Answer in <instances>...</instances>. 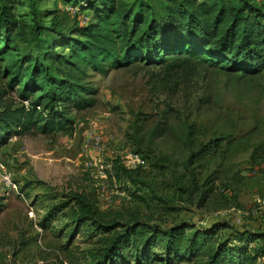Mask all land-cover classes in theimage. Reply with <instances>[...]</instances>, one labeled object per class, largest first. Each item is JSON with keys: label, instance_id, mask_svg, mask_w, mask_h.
Listing matches in <instances>:
<instances>
[{"label": "rangeland", "instance_id": "rangeland-1", "mask_svg": "<svg viewBox=\"0 0 264 264\" xmlns=\"http://www.w3.org/2000/svg\"><path fill=\"white\" fill-rule=\"evenodd\" d=\"M35 8L39 25L52 24L66 34L82 14L59 0H37ZM15 14L32 24L26 0ZM178 60L137 61L103 73L84 67L74 78L95 90L91 107L66 108L64 130L15 135L0 147V164L14 185L7 187L0 178L1 264L67 263L62 246L69 219L53 220L45 228L38 223L69 189L94 198L103 211L135 208L161 228L223 220L231 229H224L222 237L242 227L264 229V164L248 160L251 148L264 141V68L242 74L194 59L177 65ZM3 64L0 59V86ZM15 91L7 90L13 98ZM213 138L220 140L225 159L212 161L196 177L201 182L217 171L215 195L228 205L222 209L211 200L198 205L196 195L178 196L185 185L182 175L190 177L183 168L187 154ZM159 156L168 159L163 169L153 164ZM116 166L139 169L137 182L116 178ZM74 246L87 255L79 264H89L90 240L75 234L66 249ZM256 264H264V257Z\"/></svg>", "mask_w": 264, "mask_h": 264}, {"label": "trees", "instance_id": "trees-1", "mask_svg": "<svg viewBox=\"0 0 264 264\" xmlns=\"http://www.w3.org/2000/svg\"><path fill=\"white\" fill-rule=\"evenodd\" d=\"M36 1L26 0L32 21L28 25L15 14L22 0H0L1 75L5 79L0 86V147L15 135L64 130L66 108L91 107L95 90L74 78V72L84 67L103 73L137 61L157 65L173 58L179 59L177 65L194 59L242 74L264 68V2L59 0L82 13L66 34L52 24L37 23ZM17 42H22L20 48ZM56 47L66 53L57 52ZM14 88L15 98L7 92ZM223 159L225 151L218 138L190 151L183 162L190 177L182 175L185 185L178 196L185 194L189 200L196 195L200 206L211 200L218 208H227L225 199L215 195L217 171L201 182L196 177L212 161ZM248 160L264 164V141L251 148ZM166 163L167 157L159 156L153 164L163 169ZM138 170L116 166L115 176L136 183ZM61 218H68L71 226L62 246L66 264L87 258L77 246L66 249L78 233L93 244L89 264H256L264 257V229L242 227L222 237L224 229H231L223 220L202 226L181 221L161 228L135 208L100 210L95 199L82 191L63 193L46 208L38 225L45 228Z\"/></svg>", "mask_w": 264, "mask_h": 264}, {"label": "built area", "instance_id": "built-area-1", "mask_svg": "<svg viewBox=\"0 0 264 264\" xmlns=\"http://www.w3.org/2000/svg\"><path fill=\"white\" fill-rule=\"evenodd\" d=\"M135 159L137 162H140L136 156H135ZM0 178H1V182L5 186H7V187L11 186L14 188V185L10 183L9 176L5 173V170L1 164H0ZM235 220L238 221V219H235Z\"/></svg>", "mask_w": 264, "mask_h": 264}]
</instances>
